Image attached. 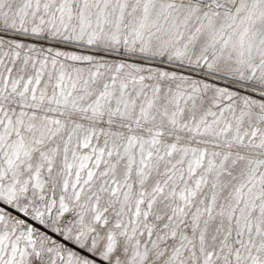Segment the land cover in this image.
Instances as JSON below:
<instances>
[{"label": "snow or ice", "instance_id": "1", "mask_svg": "<svg viewBox=\"0 0 264 264\" xmlns=\"http://www.w3.org/2000/svg\"><path fill=\"white\" fill-rule=\"evenodd\" d=\"M0 264H264V0H0Z\"/></svg>", "mask_w": 264, "mask_h": 264}]
</instances>
